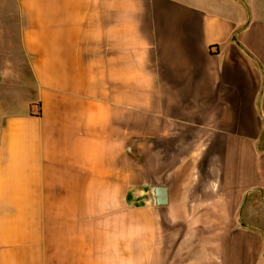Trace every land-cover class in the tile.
Returning <instances> with one entry per match:
<instances>
[{
    "label": "crops",
    "instance_id": "1",
    "mask_svg": "<svg viewBox=\"0 0 264 264\" xmlns=\"http://www.w3.org/2000/svg\"><path fill=\"white\" fill-rule=\"evenodd\" d=\"M0 63V264H264V0H0Z\"/></svg>",
    "mask_w": 264,
    "mask_h": 264
},
{
    "label": "rangeland",
    "instance_id": "2",
    "mask_svg": "<svg viewBox=\"0 0 264 264\" xmlns=\"http://www.w3.org/2000/svg\"><path fill=\"white\" fill-rule=\"evenodd\" d=\"M1 64V63H0ZM1 67V65H0ZM11 81H3L0 85V112L3 110L6 111L7 108L12 110H19L23 105V99H27L26 95H20L19 100H12L13 95H10L8 88L12 86ZM2 119L0 118V125Z\"/></svg>",
    "mask_w": 264,
    "mask_h": 264
},
{
    "label": "water",
    "instance_id": "3",
    "mask_svg": "<svg viewBox=\"0 0 264 264\" xmlns=\"http://www.w3.org/2000/svg\"><path fill=\"white\" fill-rule=\"evenodd\" d=\"M152 203L155 206H162L167 203V188L160 186H152L150 188Z\"/></svg>",
    "mask_w": 264,
    "mask_h": 264
}]
</instances>
